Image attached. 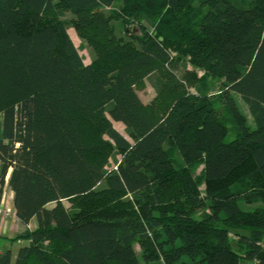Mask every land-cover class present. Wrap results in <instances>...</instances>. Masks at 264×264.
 Wrapping results in <instances>:
<instances>
[{"label": "trees", "instance_id": "16d2710c", "mask_svg": "<svg viewBox=\"0 0 264 264\" xmlns=\"http://www.w3.org/2000/svg\"><path fill=\"white\" fill-rule=\"evenodd\" d=\"M196 1L0 0V264H264V0Z\"/></svg>", "mask_w": 264, "mask_h": 264}, {"label": "rangeland", "instance_id": "374dc122", "mask_svg": "<svg viewBox=\"0 0 264 264\" xmlns=\"http://www.w3.org/2000/svg\"><path fill=\"white\" fill-rule=\"evenodd\" d=\"M203 1H207V0L196 1L194 4L196 6L205 7L207 5V3L203 2ZM239 1H245V0H239ZM64 17L68 18L70 20L71 15L69 13H66V15H64ZM128 29H130L131 33H133V34H140L139 28L136 24H130L128 26ZM68 33H69L72 41L74 42L75 46L77 47L79 54L82 56L84 63H89L91 58H92V50H91L90 45L87 42V40L83 39L73 27L68 28ZM182 62L185 63V66L184 67L180 66L179 70L177 71V74L180 76H182L184 74V72H186V70L193 69L192 66L189 63H187L186 61L183 60ZM195 70H196L198 76L203 75V71L201 69L196 68ZM204 84L205 83H203V81L200 82L199 84L197 82H194L191 85V87H189V89L191 91H198V89L196 88L197 85L201 86V90L204 86H207V87L209 86L210 87L209 92L210 93H216L219 89L220 82L218 79L209 78L206 81V85H204ZM136 90H137L138 95L142 99V101L145 103H148L149 101H151L155 97V91H154L153 87L151 86V84L148 82V80H144L139 85H137ZM232 94H233V97L236 101V104H237L240 112L245 116V118L247 119V121L249 123H252V118H251V115L249 114L247 106L244 104V102L242 101V99L240 98V96L237 93L232 92ZM112 123H113V126L121 134L126 136L124 125L121 122L112 121ZM230 137H231V135L229 136V138ZM173 155H174V157H176L177 161H181V157L179 156V154L177 152H173ZM119 158H120V154H118V153L113 155L112 157H110L107 167L108 168H114V166L117 163V160ZM200 170H201V165H196L195 170H194V174H198L200 172ZM65 204H67V203H65ZM241 206L244 207L245 205L243 203H241ZM20 242H21V240H20ZM135 251H136L137 255L140 256V249H139V246L137 244L135 245ZM140 262H141V264H155L153 262L145 263L141 259H140ZM240 264H242V262Z\"/></svg>", "mask_w": 264, "mask_h": 264}, {"label": "crops", "instance_id": "0c3cea01", "mask_svg": "<svg viewBox=\"0 0 264 264\" xmlns=\"http://www.w3.org/2000/svg\"><path fill=\"white\" fill-rule=\"evenodd\" d=\"M7 182L4 183L1 190V200L6 209L10 211V214L7 218L6 225L0 229V253L9 249L11 252V262L13 263L17 251L20 246L27 243V240L21 239V242L12 241L13 237L23 229V225L20 223L18 218L15 215V210L13 206V192L8 186ZM29 227H35V219H32L29 222ZM242 264H257L256 261H243Z\"/></svg>", "mask_w": 264, "mask_h": 264}, {"label": "built area", "instance_id": "2783aa9c", "mask_svg": "<svg viewBox=\"0 0 264 264\" xmlns=\"http://www.w3.org/2000/svg\"><path fill=\"white\" fill-rule=\"evenodd\" d=\"M7 179H8V175L6 174L5 182H7ZM9 214H10V211L4 207L3 202L0 198V229L1 230H2V227L6 225V221H7ZM17 241L20 242V240H17Z\"/></svg>", "mask_w": 264, "mask_h": 264}]
</instances>
